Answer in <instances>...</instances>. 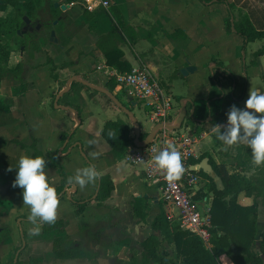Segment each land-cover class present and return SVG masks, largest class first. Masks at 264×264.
<instances>
[{"label": "crops", "instance_id": "crops-1", "mask_svg": "<svg viewBox=\"0 0 264 264\" xmlns=\"http://www.w3.org/2000/svg\"><path fill=\"white\" fill-rule=\"evenodd\" d=\"M49 1V13L55 16L43 21L40 11L43 0H39L32 15L22 16L21 28H17L15 8L7 7L0 11V18L5 22L0 29V43L9 51L7 63L0 66V101L7 108L0 113V264L15 263L22 252L30 251L33 243H51L54 235L66 238L82 251V247L91 249L94 245L97 248L105 237L123 250H130L133 242L142 257L150 260L141 243L153 233L151 222L159 212V204L167 215L171 214L161 200L159 185L145 179L142 165L127 164L124 159L126 153L117 155L101 136V130L106 122L117 120L130 128L133 139L138 130L137 145L133 140L134 146L130 148L133 149L144 144L155 126L149 120L147 109L143 108L152 124L151 129L144 133L132 118L134 108L122 102L126 99L117 85L109 91L111 84H116L115 76L120 72L106 65L97 43L101 37L113 32V45L123 53L122 60L131 69L149 68L171 98L176 97L177 106L173 109V125L170 126L176 125L180 103H184L186 115L182 125L185 119L186 124L191 125L184 131L190 130L193 134L195 149L190 163L198 173L199 189H203L205 184L199 172L212 177L216 186L221 188V182L206 156L216 163H225L230 173L246 177L253 175L258 166L252 160L243 166L238 164L234 159L237 156L236 144L226 146L221 142L215 145L212 132L199 131L201 124L191 119L193 106L205 104L212 90L211 77L214 78L223 91V97L216 101L224 114L220 124L222 129L227 125V113L232 102L242 98L247 82L257 84L261 80L263 83L264 58L258 57L254 64H250L252 54L262 41L250 42L255 45L246 52L244 49L249 43L244 46L243 39L226 25L228 20L238 23L245 16L254 28L263 30L264 0H227L229 8L222 3L204 5L199 0H107L108 8L98 7L93 12L82 8V0ZM111 9L118 10L124 27L117 25L110 14ZM229 10L233 19H229ZM52 67L55 69L51 72ZM170 72H174L173 75ZM206 76L208 80H204ZM173 77L188 81L187 96H173ZM76 83L103 95L105 100L114 104V111L99 121L100 128L93 134L81 130V121L92 118L85 110L95 96L88 99L83 89L77 92L75 97L81 110L70 111L71 129H74L71 141L77 142V147L65 151L60 148L59 141L63 140L68 126L66 117L60 112L67 105L58 102ZM256 91L264 93V90ZM117 95L120 101L115 98ZM115 99L129 110L130 115L126 113L128 122L117 115L124 111ZM225 101L229 107L224 109L221 104ZM54 103L58 110L52 109ZM113 115H117L116 120L110 118ZM25 155L45 159V172L60 202L56 226L48 230L50 224L41 223L39 235H32L29 231L34 225L28 220L30 210L23 203V190L19 186L13 187L18 160ZM202 155L204 158L200 159ZM69 157L77 161L69 160ZM89 166L94 167L99 176H108L113 183L111 195L103 201L95 199L99 177L84 186L74 180L69 181L77 170ZM68 187H73L69 196L66 192ZM88 199H92L91 202L81 214H77L72 202ZM137 199L141 200V209L146 214L144 220L134 215L133 203ZM239 201L250 204L252 198L240 195ZM258 203L256 240L264 229V223L258 227V209L264 204L260 199ZM172 214L175 215L176 211L172 210ZM57 230L62 233H57ZM121 234L127 237L117 240ZM162 245L168 244L162 242ZM101 258L100 253L95 256L101 264H108ZM218 260L219 264H233L226 255L219 256Z\"/></svg>", "mask_w": 264, "mask_h": 264}, {"label": "trees", "instance_id": "trees-1", "mask_svg": "<svg viewBox=\"0 0 264 264\" xmlns=\"http://www.w3.org/2000/svg\"><path fill=\"white\" fill-rule=\"evenodd\" d=\"M199 1L204 5L215 3L228 5L227 0ZM38 5L39 0H0V11L6 10L7 7L15 8L17 28H21L23 25L22 16L32 15ZM227 7L229 8V5ZM110 14L119 27H124L123 19L118 10L111 9ZM229 19H233L230 10ZM4 24V20L0 18V29ZM226 27L243 39L244 46L257 40L262 41L260 47L252 54L251 65L254 64L256 58H264V29L257 30L254 28L245 16L238 23L228 20ZM113 34L110 32L101 37L97 43L98 47L103 53L106 65L113 67L120 73L129 72L131 67L122 60L123 53L113 45ZM8 56L9 51L0 43V66L7 63ZM220 68L227 72L223 67ZM54 69L52 67L51 72ZM243 69L245 71L244 66ZM52 76L55 78L53 73ZM230 76L234 83L233 76ZM262 80L264 83V76ZM115 85L114 83L111 84L110 92ZM211 86L212 90L205 104L193 106L194 112L191 119L201 124L199 131L212 132L213 143L219 145L222 141L217 138L213 128L215 125H220L224 119V114L216 105V101L223 97V91L212 77ZM115 98L120 101L118 95ZM6 110V106L0 101V113ZM221 131L223 132L224 128ZM101 136L119 156H123L129 148L134 146L130 128L120 120L106 122L101 130ZM236 148L237 156L234 159L238 161V164L243 166L252 160L251 150L248 146L237 143ZM206 157L215 176L221 182V188H218L212 177L199 172L205 179V184L202 187L205 192L203 189H199L195 199L199 200L210 194L208 203L211 228L209 229L208 241L205 242L194 233L181 229L176 221H170L162 208V204H159V212L151 222L153 233L141 243L144 253L156 264H219L218 258L221 255L228 256L233 264H264V229L260 233L259 240L255 239L258 200L260 199L264 204V164L259 165L253 175L246 177L239 173H230L225 163H216L211 157ZM201 158H204V155ZM112 191L111 179L108 176H99L95 199L99 202L103 201L111 195ZM240 195L252 198V202L250 204L240 203ZM91 200L73 201L72 206L77 214H81ZM133 212L142 220L146 218V214L141 209V200L134 201ZM56 224H50L48 230ZM61 231L57 230V233H62ZM162 242L173 246L175 260L165 258L160 249ZM51 244L53 245L52 252L55 260L79 257L83 252L64 237L54 235ZM29 262V260H22L19 255L13 264H28Z\"/></svg>", "mask_w": 264, "mask_h": 264}, {"label": "built area", "instance_id": "built-area-1", "mask_svg": "<svg viewBox=\"0 0 264 264\" xmlns=\"http://www.w3.org/2000/svg\"><path fill=\"white\" fill-rule=\"evenodd\" d=\"M81 6L85 11L93 12L98 7L108 8L109 3L107 0H82ZM115 77L116 87L130 108L147 109L149 120L154 126L173 125L171 95L159 84L149 68L134 67L129 72L119 73ZM168 144H173L181 153L185 169L180 179L176 181H168L164 172L155 166L152 159ZM194 145L190 130L178 133L177 130L171 131L161 127L154 132L147 145L129 148L124 159L127 164L142 165L145 179L159 185L161 200L171 214H166L167 218L176 221L181 229L190 231L207 242L211 228L210 207L206 197L195 199L199 191V176L190 163L194 156ZM72 188H67L68 196L73 193ZM172 210L176 211L175 215L172 214Z\"/></svg>", "mask_w": 264, "mask_h": 264}, {"label": "clouds", "instance_id": "clouds-1", "mask_svg": "<svg viewBox=\"0 0 264 264\" xmlns=\"http://www.w3.org/2000/svg\"><path fill=\"white\" fill-rule=\"evenodd\" d=\"M264 93L250 91L244 108L232 105L227 113V125L221 131L215 125L213 131L226 146L246 143L251 150L252 162L259 166L264 164ZM155 166L162 170L168 181L179 180L185 171L181 153L173 144H168L153 156ZM46 161L42 156H21L16 167L13 187L19 186L23 203L29 206L28 220L34 225L29 231L39 235L41 223L52 224L56 221L59 205L57 191L49 183L45 172ZM100 173L94 167L77 170L75 177H69L81 186L93 183Z\"/></svg>", "mask_w": 264, "mask_h": 264}, {"label": "rangeland", "instance_id": "rangeland-1", "mask_svg": "<svg viewBox=\"0 0 264 264\" xmlns=\"http://www.w3.org/2000/svg\"><path fill=\"white\" fill-rule=\"evenodd\" d=\"M49 4H51L49 0H43V4L40 7V11L42 15L40 16L42 17L43 21H47L52 16H55L54 13H49ZM239 16H241V13ZM253 45H255V43H249L246 49L244 50L246 52H249V49L253 47ZM173 73L174 72H170L171 75H173ZM201 80L202 79H200V81ZM204 80H208L207 76L205 77ZM203 82L204 81L200 82V85ZM172 86H173L172 87L173 96L175 95L177 97L179 96L184 97L188 95L189 86H188V81L186 79H183L182 77H173ZM81 89L84 90V93L88 97V99H91V97L95 96L92 101L93 103L90 106H88V109L85 110L86 113L91 114L92 118L81 121L82 122L81 130L83 129L86 132L93 134L94 132L98 131V129L100 128L99 121L102 118H106L110 116L109 115L110 111L111 112L114 111V104L111 101L105 100V97L103 95H101L100 93H96V91L92 92L88 87L82 86L79 83L74 84V86L70 89L69 94H65L58 102L59 104L67 105V106H63L62 107L63 109L60 112L61 116L64 115V117H66L65 122L68 126L63 140L59 141V145L61 146L60 148L63 147L65 151L73 150L75 147H77V142L72 143L71 141L72 132L74 131V129H71L72 122L70 121V116H71L70 111L73 109L81 110V107L78 106V100L75 97V94L79 92ZM257 89H260L261 91L264 90V83H262L261 80H258L257 84H249L248 81L244 89L242 98L236 103L232 102V104L236 105L237 107L241 105H245V101L248 98L249 92L256 91ZM171 101L174 107L173 109H175V107L177 106L176 97L171 98ZM122 102L125 104L127 103L124 100ZM221 106L222 108L225 109L229 107V104L225 101L221 104ZM188 108L189 105L187 104V110ZM52 109L58 110L55 107V103L53 104ZM172 113L173 110L171 112V115ZM131 114H132V118L139 123V126L144 133H147L151 129L152 124L148 121V116L146 112L143 110V108L141 107L134 108L132 109ZM117 115H119V118H121V120L128 122V116L126 113L123 112ZM117 115H113V117L110 118L116 120ZM186 126L191 127V125L186 124V119H185L182 127H180L179 129L180 131L178 132L185 133L186 131L184 130ZM202 152L203 150L201 151V153ZM69 160L77 161V159H73L72 157H69ZM258 223H259L258 224L259 228L262 227L264 223V207L262 206H260L258 209ZM128 236L131 238L130 234ZM124 237H127V235L121 234V237L117 236L116 239L118 240ZM93 240L95 241L96 239L93 237ZM51 243L50 242H46L43 244L33 243L30 251H26L24 253L22 252L20 258L22 260L24 259L25 261L29 260L30 262L28 264H101L98 260L95 259V256H97V254L100 253L102 255L101 259L103 261L108 262V264H156L155 262L148 259L146 260L144 257H142V255L140 254V249L133 242L130 244V250L128 249L123 250V248H121L120 245L116 246L115 244L112 243V240L105 237L101 239L97 248L94 245L91 248L92 250L82 247L84 251L79 257L65 259V260H55L53 258V252H52L53 245ZM160 249L164 253L165 257H170L171 259L175 260L173 246L162 245Z\"/></svg>", "mask_w": 264, "mask_h": 264}, {"label": "water", "instance_id": "water-1", "mask_svg": "<svg viewBox=\"0 0 264 264\" xmlns=\"http://www.w3.org/2000/svg\"><path fill=\"white\" fill-rule=\"evenodd\" d=\"M52 35H53V34H52ZM115 102L117 103V105H118V106H119V107H120L125 113H127L128 115H130V112H129L128 109H126V108H125L121 103H119L116 99H115ZM185 115H186L185 105H184L183 102H181V103H180V112H179V115H178V118H177V123H176V125H174V126H170V125H162V124H160V125L155 126V127L152 129L151 133L149 134L148 138L146 139V141L144 142V144H143L142 146L147 145V144L150 142V140L152 139V137H153V135H154V132H155L157 129L161 128V127H164V128H166V129H168V130H171V131L178 130V129L181 127V125H182V122H183V120H184V118H185ZM258 115H264V114H258ZM134 126L137 127V123H136V122L134 123ZM138 136H139V131L136 130V131H135V138H134V144H135V145H137Z\"/></svg>", "mask_w": 264, "mask_h": 264}]
</instances>
